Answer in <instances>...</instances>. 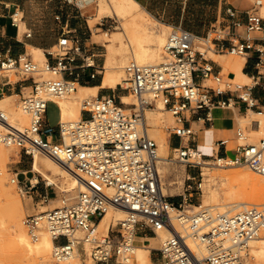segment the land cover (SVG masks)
<instances>
[{
	"label": "built area",
	"instance_id": "1",
	"mask_svg": "<svg viewBox=\"0 0 264 264\" xmlns=\"http://www.w3.org/2000/svg\"><path fill=\"white\" fill-rule=\"evenodd\" d=\"M171 29L160 62L140 64L132 60L124 67L126 86H119L136 99L129 110L121 104V98L96 95L82 101L84 115L78 121L63 124L58 106L57 127L46 121L47 104L77 90L76 83L65 79L63 73L71 74L68 62L80 50L75 46L79 40L74 43L67 36L61 38L58 53L48 52L56 62L46 61L43 67L26 54H0V77L3 71H14L33 82L30 95L21 94L20 98V108L30 116L28 128L10 127L9 117L0 106V123L9 128L0 133V144L17 147L32 158L35 152L42 153L73 171L83 183V189L75 195H63L60 206L28 215L22 221L34 243L45 234L51 237V257L56 264L77 254L93 264H130L139 242L157 237L161 231H168L170 237L161 248L151 249L149 264H252L250 243L264 232V207L248 206L237 213L219 214L202 204H189V209L184 204L202 186L196 177H202L206 158H212L218 166H247L264 175V138L247 143L248 136L238 129L236 141L243 143L231 148L233 158L217 153L208 156L200 149L196 131L186 122L194 115L198 121L212 122L215 106L231 104V99L216 98L228 94H235L248 108L256 106L252 90L257 82L239 84L223 77L214 71L207 53L210 50L246 57L252 52L257 55L256 66L264 65V17L256 10L242 12L229 5L226 16L215 21L204 37L181 26ZM88 59L84 60L87 66L93 67ZM42 71L61 79L39 82L35 74ZM157 101L164 104L173 119L168 130L180 144L173 149L174 161L183 163L189 173L185 181L189 198L185 194L180 202H173L163 191L158 145L148 133L145 112L155 108ZM228 144V139L218 142L223 147ZM10 181L23 196L31 195L39 185V181L20 180L17 173ZM50 186L44 182L45 188ZM47 200L48 195L42 197L43 202ZM111 209L125 211V217L111 223L103 233L99 225ZM174 210L181 215L173 218ZM141 233L143 238L139 239ZM190 240L213 246L216 251L200 258Z\"/></svg>",
	"mask_w": 264,
	"mask_h": 264
},
{
	"label": "crops",
	"instance_id": "2",
	"mask_svg": "<svg viewBox=\"0 0 264 264\" xmlns=\"http://www.w3.org/2000/svg\"><path fill=\"white\" fill-rule=\"evenodd\" d=\"M141 7L151 14L157 21L167 26H181L189 30L198 37H204L208 34L211 26L217 20H221L226 16V8L231 5L239 11L247 12L251 5L247 1L236 0H138ZM92 0L88 4H81L78 0H0V54H8L13 57L26 54L33 58V50L40 49L44 52L45 62L55 63V58L48 55V52L58 46L59 40L64 36L69 37L72 42L78 39L80 50L73 54L74 60L68 62V67L71 70L63 73V77L73 81L85 89H96L97 96L121 98L125 96V90H119V85L116 88L103 86L105 76V67L108 62V55L111 54L110 47L112 44L95 37L102 36L99 30L107 28L105 20L97 23L95 33L90 22H85L86 15L84 10L86 6L94 3ZM235 2V3H234ZM261 6H264V0L258 1ZM33 9H51V18L45 25L41 24V20H36L32 17ZM96 9V7H89ZM59 17V19H57ZM245 19V15H243ZM89 20V19H88ZM158 21V22H159ZM31 34L28 36V34ZM94 33V37H93ZM114 33V32H113ZM111 33V34H113ZM106 52H105V50ZM201 50H203L201 48ZM208 51V50H207ZM110 52V53H109ZM93 54V56H91ZM216 57L224 56L222 53H214ZM89 58L93 62V67H88L85 58ZM244 58L242 73L248 78L251 83L256 85L252 90V97L255 100L256 106L248 108L245 103L236 99L235 94H228L217 97V100L231 99V104L226 107L215 106L212 109V122L198 121L197 116H192L189 119L191 127L197 128L199 133L205 131L210 132L212 139L216 142L217 154L228 155L234 153L229 147L219 146L218 142L228 139L229 142L236 141V131L241 129L239 126V118L245 117L247 120L249 113L254 115H264V65L256 66L258 59L255 53H249ZM210 65L215 72L221 75L225 71V66L219 60L209 59ZM232 69V67H231ZM98 73L95 78H92L93 73ZM235 75L232 70L227 72V76ZM12 75L0 77V99L5 96H15L21 98V94L31 91L33 82L31 78H22L16 82L11 81ZM247 81V82H249ZM78 91V89H77ZM87 93L86 91H84ZM95 95V96H96ZM49 108L59 110L56 102L50 101L47 104L46 121L52 127H57L60 119V111L58 119L50 124L48 119ZM261 114V115H260ZM84 114L81 113V116ZM261 122V121H259ZM251 126V125H250ZM258 122L253 121L251 130L258 129ZM196 140L199 142L198 135ZM179 141L174 136L169 137L170 149L179 147ZM21 169L17 170L20 180L31 181L35 183L38 178L33 174V169L30 168L25 158H21ZM37 173V172H36ZM39 174V173H38ZM41 175V174H40ZM36 179V181H35ZM48 195V191L42 186H37L31 191L30 197L42 198ZM181 200V199H180ZM176 202V199H172ZM153 239L150 240L152 245ZM157 244L155 245V247Z\"/></svg>",
	"mask_w": 264,
	"mask_h": 264
},
{
	"label": "rangeland",
	"instance_id": "3",
	"mask_svg": "<svg viewBox=\"0 0 264 264\" xmlns=\"http://www.w3.org/2000/svg\"><path fill=\"white\" fill-rule=\"evenodd\" d=\"M91 1L92 0H90L89 3ZM94 1H95L94 3L86 6V9H83L84 14L86 15V17L84 18L85 22L86 21H88V23L90 22L91 26H93L91 28H93L94 33H95V26L97 25L98 21L100 20L99 22H101L103 19L105 20V22L108 25L107 28L99 30V34L102 33V36L95 37V38L102 39L103 41L112 44V47L109 48L111 51V54L108 55V61H110L111 67H117L120 65V62L124 57V51L120 48V46H121L120 43H123L124 47H126V45H127L126 44V40H127L126 38L128 37L129 40L131 39V35H130L131 32L128 30L127 36H125L122 33L121 28L124 29L125 26L129 25V22L131 21L130 18H132V16L130 17L129 14H125V15H118L117 14L116 16L113 15L110 17L106 16V14L102 13L101 9H109V8H105V7L101 6L102 0H94ZM230 1L233 2L236 0H230ZM242 1H244V0H242ZM245 1L250 3V5H251L250 9H257L256 11L262 17H264V6L262 7L261 3L258 2L260 0H245ZM85 4H88V3H85ZM92 5H93V7H96V9H89V7H91ZM114 9H116V8H114ZM139 9H143V8L140 7ZM50 14H51V9H33L31 16L32 17L35 16L36 20L40 19L42 21L41 24L45 25L49 22V20L51 18ZM117 18L119 21L117 20ZM158 21L156 20V23L159 24V25H157L158 30L159 29L161 30L162 28H166L164 26H167V25L162 24V23H160V21L159 22ZM166 30H167V33H166L165 38L167 39L169 33L172 30L171 26H169ZM94 33H93V37H94ZM111 33H113V34H111ZM132 43H133L132 46L134 48L135 47L134 41H132ZM143 44L147 45V43H145V42ZM197 45L199 48H201V47L204 48L201 43H197ZM163 46H162V50H161L162 52H163ZM104 50H105V48H104ZM53 51L57 54L58 53V47H55L53 49ZM105 52H106V50H105ZM222 55H224V56L216 57L214 55V52L209 50L207 53V58L219 60V62L225 66V71L222 74V76L226 77L227 72L229 70H232L230 64L234 61L235 58L241 59L242 57L237 56V55L228 54V53H222ZM126 57L128 60L124 64H122L123 65L124 79H125L124 67L126 66V64H128L130 61L133 60L130 52L127 53ZM32 59L34 62L38 63L41 67H43V65L46 63L45 60L36 59L34 53H33ZM229 62H231V63H229ZM104 71H105V69H104ZM10 72L11 71H3L1 76L12 75V78H11L12 82H16V81L21 79V77L16 72L13 71V72H11V74H10ZM229 77L235 83H239V84L251 83V81L244 82L240 78H237L235 75H232ZM35 78L39 82L52 80V79H61L60 76L57 77V76L53 75L52 73H46L45 71H42L41 73L35 74ZM209 84H211V83H209ZM122 85H123V87L126 86L124 84V82ZM76 88L78 89V85H76ZM120 88L123 89L121 86H119V90H120ZM25 95L29 96L30 91L25 92ZM71 95H72V93H70L69 95H66V97H64V98L62 97V98L53 99V101L57 103V101L65 100V98L68 99ZM126 95L130 96V100L132 102H136L135 97L130 92L125 91V96ZM93 96L94 95H88L85 97L83 96L84 98L81 97L78 100V102H80V103H78V104H80L79 105L80 112H81L82 101H84L85 99H88L90 97H93ZM57 105H58V103H57ZM14 107H15L14 109L16 111L21 112L20 116L15 117L13 115L10 118V116L8 115L9 110L8 109L5 110L3 108L2 109L7 113L9 120L11 119L15 124H17L20 127L19 129L28 128L30 125V116L27 114H24L22 109L20 108V98L19 97H15ZM161 114H162V120L165 122L166 125L164 124L163 121H161V123H160L161 129L160 130L164 133L165 138L169 141L170 131L168 130V127L174 124L173 119H172L171 114L166 109H163L161 111ZM58 117H59V110H57L55 108H49L48 119H49L50 124L53 125V123L58 119ZM22 118H23V120H22ZM244 118L245 117L239 118V122H240L239 126L241 127L242 131H244L245 135L248 136V140L246 142L247 143H256L260 139L264 138V115L258 116V115H254L252 113H249V115L246 117L247 120H243ZM79 119L80 118H74L71 121H78ZM260 120L263 121L262 128L259 127L257 129V131H255V129L251 130V126H252L253 121L259 122ZM249 124H251V126ZM194 130L196 131V134L198 135L199 146H200L201 151L205 155L216 156V154H215L217 152L216 142L212 139L210 132L205 131L203 133H199L197 128H194ZM4 131H6V130H4ZM254 132H256V133H254ZM257 132H260V133H257ZM239 143H243V141H235V142L230 141L229 147L235 148ZM0 151H2V152H0L1 157H2L1 160L4 161L2 154H6V155L10 156V160L6 161L7 163H1L2 161H0V164H1L0 165V167H1L0 168V174H1L0 177H2L4 174V176H6L8 178V179L6 178L7 179V185L10 186V184H11V186H10L11 187L10 192H11V197H12L11 200L13 199L14 201H20L23 205V209L18 210L19 220H20L22 225H23L22 221L26 216L39 213L41 210H43V207H44V210H48V209H52L54 207L61 205V198L63 197V195H67V193L63 192L58 186L51 185L50 187L45 188L44 182L45 181L47 182V180L45 179V177L42 174L40 175V173L38 174L36 172H33V174H31V175L32 176L34 175L35 177H37L38 181H39V186H42L43 188H45L48 191V193H49L48 200L46 202H43L42 198H34V200H33L30 197V195H26V196L21 195L18 191L17 186L12 184L10 180L12 177H14V173L17 172V170L21 169V167H20V165H21L20 159L21 158L26 157V161H27V163L31 169H32V164H33L34 160L32 157L25 156L23 154V152L17 147H7V146L0 144ZM175 151L176 150L173 151L172 149L169 150L168 157L170 159L176 158V152ZM40 155H41L40 164H41L42 169L46 173L51 174L55 178L60 180V176L63 172L62 167H60L59 165L54 163L51 159H49L47 156L43 155L42 153H40ZM228 155H229V157L233 158L235 156V153H229ZM206 161H208L211 164V166L210 165L207 166V164L205 163L206 165H204L202 170H201L202 171V177L201 176L196 177V180L201 179L202 186L199 189V191H194L192 193L191 201L188 200L187 203L184 204V206H186V208H188V209L190 208V206H188L189 204L196 205V206L198 204H203L204 207L210 208L214 204L213 202L209 201V197L213 193H218L219 201L217 204H220L219 202H221V201L223 204H226L229 202L230 203L231 202H246V203H249V205H247V206H257V207L264 206V193L262 194V198H263L262 200H256L255 196L252 194L251 187L248 186L245 190H243L242 194L239 197H236V198L234 197L231 199V197H233L232 194L228 195V193H230L228 190L231 187V181L229 179H223V177H221V178L216 177V179L210 178L211 174L212 175H218V174L228 175V174L233 173V171L234 172L250 171L255 177H258L261 181L262 180L264 181L263 175H259V174L255 173L254 171L249 169L247 166L221 167L218 165L216 166V163L214 161H212V158H206ZM2 164L3 165L5 164V165L2 166ZM206 167H208L209 171H207ZM158 171L160 173L159 175L161 178V183H162L164 193L168 196H171L172 199H176V202H180L181 201L180 199H182V196L185 194L187 195V193H185V189H186V185L188 184V182H185V181H186L187 177L189 176V174L186 172L185 165L183 163H180L179 161H176V160L169 163V164L159 163ZM1 172H3V174ZM0 192L2 193V191H0ZM76 193H77V190L72 192V193H69V195H75ZM226 193H227V195H226ZM188 198H189V196H188ZM221 198H222V200H221ZM6 201H9V200L6 199L4 201V196L0 195V210H1V207L5 208V210H7L6 208H8V206H5V205H7L5 203ZM3 204H5V205H3ZM10 206H11V204H10ZM210 209H211V211H214L215 213L223 214V213H225L226 210L230 209V207L218 206V207L210 208ZM241 209H243V208L235 210L234 213L242 211ZM8 213H6L7 215H5V216L8 217ZM229 214H233V212H231ZM2 216H3V213L0 212V234H1V236H0V264H56L53 262L52 257L50 256L51 253L48 256L43 257V258L37 257L36 255H31L29 260H25L24 257H20L18 255L19 250L15 247V243L12 240L14 234L12 233L13 234L12 235L11 232L8 230L10 223L8 224L9 221H7V224L5 227L7 217H5V216L2 217ZM4 219H5V222H3ZM111 223H113V222H109L107 224V226H104V225L100 226V228H99V229H101L100 231L103 233L106 232L108 229V226ZM4 227L7 228L6 230H8V231H6V230H5L6 232L3 231ZM23 227H24V225H23ZM25 231H26V228H25ZM26 233H27V231H26ZM2 234H3V237H2ZM4 234H6L5 235L6 238H5ZM45 235H47V234H45ZM27 236H28V234H27ZM262 237H264V232L262 233L260 238H262ZM138 238L142 239L143 233L138 235ZM151 239H146L149 242L148 244H150L149 240H151ZM156 244H157L156 240H153L152 245H156ZM161 247H162V242L159 241L155 249H158ZM250 247L252 249V243H251ZM152 249H154V248H152ZM251 249H250V259H249L250 263H252V264H264V259H261L258 256H256L255 254H253L251 252ZM136 253H138V251H136ZM136 253H135L134 258L136 257ZM17 255L19 257H17ZM133 259L130 261V264H134V263L135 264H149V262L142 261L139 258V256L137 257L135 262H133ZM81 261L84 264H86L88 262L92 263L91 260L83 261L81 259Z\"/></svg>",
	"mask_w": 264,
	"mask_h": 264
},
{
	"label": "bare ground",
	"instance_id": "4",
	"mask_svg": "<svg viewBox=\"0 0 264 264\" xmlns=\"http://www.w3.org/2000/svg\"><path fill=\"white\" fill-rule=\"evenodd\" d=\"M78 1L81 4H85V3H89L90 0H78ZM101 3H102L101 6H103L105 8H109V9H101L102 13L106 14V16H109V17L113 16V15L116 16L117 14L118 15L129 14L130 17L132 16V18H130L131 21L129 22V25L125 26L124 29L121 28L122 29L121 31L125 36H127L128 30L131 32L130 35H131L132 40L131 39L129 40L128 37L126 38L127 39L126 40V44H127L126 47H124L123 43H120V45H121L120 48L124 51V57L121 60L120 65L117 67H111L110 61H108L107 65L105 67V72H104L105 76H104V80H103V86L110 87V88H116L118 85L123 84L124 74H123V65L122 64H124L128 60L126 57L128 52L131 53L132 59L137 61L140 64H155V63H158L162 60L163 52L161 50H162V46L164 45V43L166 41V38H165L166 33H167L166 29L169 26H164L166 28H162L161 30L159 29L160 30L159 31L158 26H157L159 24L156 23V19L151 14L146 12L145 9H139L141 7V5H140L138 0H102ZM114 8H116V9H114ZM117 20H118V18H117ZM132 41H134V43H135L134 48L132 46V44H133ZM144 42L147 43V45H144L143 44ZM202 51H204V50H202ZM33 53H34L36 59L46 60V58L44 56V52L42 50L34 49ZM90 62H91V60H90ZM229 63H231V62H229ZM243 63H244V58H241V59L235 58L234 61L230 64V66L232 67V71L235 73V76L237 78H240L242 81L247 82V81H249L248 78L242 73ZM46 73H49V72H46ZM10 74H11V72H10ZM41 82H44V81H41ZM84 91H86L87 93H85ZM96 93H97L96 89H85L82 87H78V91L77 90L74 91L68 99L65 98V100H63V101H57V103L61 109L62 123L65 124L66 122H71V120H73L74 118H80L81 117V112L79 110L80 104H78L80 102H78V100L83 96L84 97L88 96V95H94L95 96ZM64 97H66V96H63V98ZM14 99H15V96H5L2 99H0V106L5 110L6 109L9 110L8 115L10 116V118L13 115L15 117L16 116L18 117L21 115L20 114L21 112L16 111L14 109L15 108L14 107ZM135 103L136 102H132L130 100V96L126 95V96L121 97V104L125 105L127 110H129L130 106L134 105ZM163 109H166L164 104L161 101H157L155 108L148 109L145 112V118H146V123L148 126L149 136L153 139L155 138L154 140L157 142V145H158V158H159L158 159V165H159V163L169 164V163L174 161V159H170L168 157L169 150H170L169 141L165 138L164 133L160 130L161 129L160 123H161V121H163L161 111ZM23 113L27 114L25 111H23ZM22 120H23V118H22ZM9 123H10V127H14L16 129L20 128L11 119L9 120ZM164 124H165V122H164ZM249 125H251V124H249ZM262 126H263V121L258 122L257 127L262 128ZM4 130L7 131V130H9V128L5 127L4 125H2L0 123V133H5L6 131H4ZM20 130H22V129H20ZM260 132H257V133H260ZM254 133H256V132H254ZM66 141H68L67 138H66ZM0 152H2V151H0ZM2 156H3L4 161L1 160L2 157L0 154V161H2L1 163H7L6 161L10 160V156H8L6 154H2ZM40 159H41L40 153L35 152L33 155L34 161L32 164V169H33V171L42 174L45 177V179L47 180V183L49 185L58 186L65 193H72L76 190L79 191V190L83 189V183H81V181L78 179V177L75 175V173L73 171L67 169L65 166L61 165V163H58L55 160L49 158L54 163H56L57 165L62 167V169H63V172L60 176V180H58L53 175L46 173L42 169L41 164H40V162H41ZM206 164H207V166L208 165L211 166V164L208 162ZM4 165L2 164V166H4ZM216 166H217V164H216ZM221 167H223V166H221ZM206 169H207V171H209L208 167H206ZM1 173L3 174V172H1ZM0 176H1V174H0ZM216 177L217 178L223 177V179H229L231 181V187L228 190L230 192V193H228V195L232 194V196H233V197H231V199L234 197L235 198L239 197L242 194L243 190H245L248 186L251 187L252 194L255 196L256 200H262L263 199L262 194L264 193V181L263 180L261 181L258 177H255L250 171H245V172H234L233 171V173L228 174V175H225V174H218V175H212L211 174L210 175L211 179H216ZM6 178L7 177L4 176V174L2 177H0V189H1L0 191H2V193L0 192L1 193L0 195L4 196V201L6 199L9 200V201L5 202L7 205L3 204L5 206H8V208H6L8 211L5 210V208L1 207L0 212L3 213L2 217L7 215L6 213L9 212L8 217L5 216V217H7L5 227H6L7 221H9L8 224L10 223V226L8 225L9 226L8 230L11 232V234L12 233L14 234V235L12 234L13 235L12 240L15 243V247L19 250L18 255L20 257H24L25 260H29L31 255H36L37 257H40V258L48 256L51 253L52 248L54 246L51 237L49 235H44L39 242L34 243L27 236L25 228L21 224V222L19 220V215H18V210L23 209V205L20 201H14L13 199L11 200V198H12L11 192H10L11 184L9 183L10 186L7 185V179L8 178L7 179ZM35 181H36V179H35ZM226 195H227V193H226ZM221 200H222V198H221ZM209 201L214 203L212 205L213 207L211 206L210 208H215L218 206L230 207V209L226 210L225 213H223V214H229L231 212L234 213L235 210L240 209V208L244 209V208L248 207L247 205H249V203H246V202H231V203L229 202V203L223 204L222 201L219 202L220 204H217L219 201L218 193L211 194L209 197ZM10 204H11V206H10ZM262 207H264V206H262ZM206 208L211 211V209L209 207H206ZM243 209H241V210H243ZM43 211H46V210H44V207H43V210H41L40 212H43ZM177 215L179 216L181 214L176 213V211L174 210L172 213V217L174 218ZM124 217H125V211L111 209L104 215V217H103V219L99 225V228H100V226H103V225L107 226V224L109 222L117 223V221L122 220ZM3 222H5V219L3 220ZM5 227H4L3 231H5L7 229ZM8 230H6V231H8ZM5 235L6 234H4V236ZM0 236H1V234H0ZM260 236L251 242L252 243V249H251V247H250V249H251V252L253 254H255L256 256H258L261 259H264V237L260 238ZM2 237H3V234H2ZM169 237H170V233L168 231H161V232H158L157 237H151V238L153 240H156V243L158 244L159 241L163 243ZM5 238H6V236H5ZM151 238H149V239H151ZM190 241H191L190 242L191 246L194 248L196 254L200 258L208 256V255H210L216 251V248L213 246L203 245V244H200L197 242H193V240H190ZM148 243L149 242L147 240L144 242H139V245L136 249V251H138V253H136V251H135L136 257L133 259V262H135L137 257L139 256V258L142 261L151 263L150 251L152 248L155 249L156 247H155V245H150ZM251 243H250V246H251ZM224 245H227V243H224ZM18 255H17V257H19ZM60 264H84V263L81 261L80 257L77 254V255H74L71 259H69L65 262H61ZM86 264H93V262L92 263L88 262Z\"/></svg>",
	"mask_w": 264,
	"mask_h": 264
}]
</instances>
